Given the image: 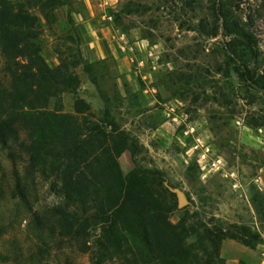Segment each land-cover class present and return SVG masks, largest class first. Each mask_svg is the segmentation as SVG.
<instances>
[{
  "label": "rangeland",
  "instance_id": "rangeland-1",
  "mask_svg": "<svg viewBox=\"0 0 264 264\" xmlns=\"http://www.w3.org/2000/svg\"><path fill=\"white\" fill-rule=\"evenodd\" d=\"M65 1L50 26L41 21L38 30L41 56L54 66L55 51L71 45L62 40L69 14L90 64L75 68L79 84L76 93L61 94L63 111L74 113V97H82L90 119H112L136 140V152L119 155L121 170L158 169L167 188L182 192L186 203L179 207L174 192L171 221L185 208L193 219L230 233L245 226L254 245L226 237L216 264H264V90L233 72L226 76L228 37L221 29L215 36L197 31L200 17L208 16V1L191 6L187 0ZM248 3L260 9L256 67L264 74V0ZM33 13L40 18L37 9ZM26 179L24 204L0 148V264H92L77 244L50 242L38 253L39 242L28 228L31 211H43L57 198L41 177Z\"/></svg>",
  "mask_w": 264,
  "mask_h": 264
},
{
  "label": "trees",
  "instance_id": "trees-1",
  "mask_svg": "<svg viewBox=\"0 0 264 264\" xmlns=\"http://www.w3.org/2000/svg\"><path fill=\"white\" fill-rule=\"evenodd\" d=\"M207 1L208 16L200 17L197 31L215 36L221 29L228 37L226 76L233 72L244 84L264 90L254 30L260 9H252L249 0ZM196 2L187 0L189 6ZM65 3L0 0V148L22 203L28 202V176L41 177L57 198L43 211H31L28 228L39 242L38 253L50 242H66L88 253L92 264H216L226 237L253 246L245 226L230 233L193 219L185 208L171 221L175 194L161 171L136 165L121 170L118 157L124 150L136 152V140L112 119H90V105L82 97H74V113L63 111L61 94L76 93L79 84L75 68L90 64L69 14L62 40L71 45L55 51L54 66L41 56L38 30L41 21L49 27Z\"/></svg>",
  "mask_w": 264,
  "mask_h": 264
},
{
  "label": "water",
  "instance_id": "water-1",
  "mask_svg": "<svg viewBox=\"0 0 264 264\" xmlns=\"http://www.w3.org/2000/svg\"><path fill=\"white\" fill-rule=\"evenodd\" d=\"M173 192L176 193L177 197H178V206L179 207H182L185 205L186 201H185V198L182 194L181 191H179L178 189H171Z\"/></svg>",
  "mask_w": 264,
  "mask_h": 264
},
{
  "label": "crops",
  "instance_id": "crops-1",
  "mask_svg": "<svg viewBox=\"0 0 264 264\" xmlns=\"http://www.w3.org/2000/svg\"><path fill=\"white\" fill-rule=\"evenodd\" d=\"M86 1H87V0H86ZM93 1H95V0H93ZM95 10H96V9H95ZM90 12H91V14H93V12H96V11H92V10H91Z\"/></svg>",
  "mask_w": 264,
  "mask_h": 264
}]
</instances>
